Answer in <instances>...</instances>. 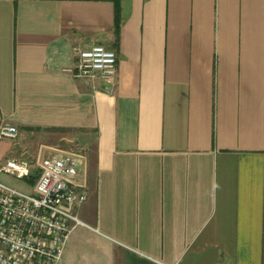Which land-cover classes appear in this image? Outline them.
<instances>
[{"label":"crops","instance_id":"obj_1","mask_svg":"<svg viewBox=\"0 0 264 264\" xmlns=\"http://www.w3.org/2000/svg\"><path fill=\"white\" fill-rule=\"evenodd\" d=\"M93 45L110 87L68 72ZM4 124L86 159L59 264H264V0H0Z\"/></svg>","mask_w":264,"mask_h":264},{"label":"built area","instance_id":"obj_2","mask_svg":"<svg viewBox=\"0 0 264 264\" xmlns=\"http://www.w3.org/2000/svg\"><path fill=\"white\" fill-rule=\"evenodd\" d=\"M75 55L68 70L73 78L112 85V50L93 45L75 49ZM16 136L15 127L0 126V141ZM85 163L83 155L69 152L39 158L34 165L0 158V175L26 182L38 171L29 193L0 181V264H59L70 232L83 225L73 212L86 199L85 184L79 180Z\"/></svg>","mask_w":264,"mask_h":264},{"label":"rangeland","instance_id":"obj_3","mask_svg":"<svg viewBox=\"0 0 264 264\" xmlns=\"http://www.w3.org/2000/svg\"><path fill=\"white\" fill-rule=\"evenodd\" d=\"M45 157H50V156H46L45 155V152H43L42 154V157L41 158H45ZM39 159V158H37ZM34 160V163L37 161ZM33 163V164H34ZM0 181L3 182L4 184H7L11 187H14L20 191H24V192H27L29 193L31 191V186L30 185H27L25 181H21V180H17L15 178H12L10 176H7V175H0Z\"/></svg>","mask_w":264,"mask_h":264},{"label":"trees","instance_id":"obj_4","mask_svg":"<svg viewBox=\"0 0 264 264\" xmlns=\"http://www.w3.org/2000/svg\"><path fill=\"white\" fill-rule=\"evenodd\" d=\"M118 28H119V22H118V19H116V21H115V30H116V32H118ZM37 175H38V171L37 170H33L32 176L29 179H26V183L28 185H30V186L33 185Z\"/></svg>","mask_w":264,"mask_h":264}]
</instances>
